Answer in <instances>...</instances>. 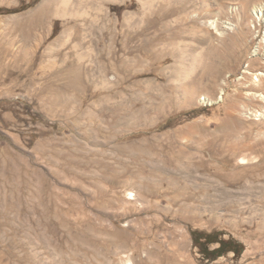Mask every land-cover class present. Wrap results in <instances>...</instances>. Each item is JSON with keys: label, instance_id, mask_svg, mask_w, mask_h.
<instances>
[{"label": "rangeland", "instance_id": "1", "mask_svg": "<svg viewBox=\"0 0 264 264\" xmlns=\"http://www.w3.org/2000/svg\"><path fill=\"white\" fill-rule=\"evenodd\" d=\"M262 6L0 0V264H264ZM213 233L240 253L206 259Z\"/></svg>", "mask_w": 264, "mask_h": 264}, {"label": "bare ground", "instance_id": "2", "mask_svg": "<svg viewBox=\"0 0 264 264\" xmlns=\"http://www.w3.org/2000/svg\"><path fill=\"white\" fill-rule=\"evenodd\" d=\"M58 1L63 7L62 8V12H64V14H65V12H67L66 11V7L70 4L71 0H58ZM111 1H117V0H111ZM228 10H229V12H231V14L235 13V14L239 15V17L237 16L238 20H239V27L244 28L246 30L244 32H247V30L249 31L250 28H252L253 20H251V21L248 20V19L246 20L245 13L243 12L242 9L238 10V8L236 6H230V7H228ZM253 15L255 16V19L257 20V22L260 21L261 18L264 17V6L259 7V8H255V10H253ZM219 20L220 19L217 18L215 20L213 19V21H209L208 22L209 28L215 33L216 37L223 38L224 36H227V37L236 36V37H238L240 39L244 38L245 33L240 32L238 30V28H237L238 26H233L232 24H230L228 22H219ZM263 52H264V37L261 39V41L258 42V44H257V46H256V48H255V50L253 51V54H252V56H255V58H260V63L263 66V70L258 72L257 74H252L248 70V68H246L244 70L242 78L248 80L249 76L252 77L250 82L249 81L245 82V83L243 82L246 86H251V85L253 86L254 85V87H255L256 85L258 86V84H261V85L263 84V86H264V58H263L264 54H263ZM180 55H181V58L182 57L185 58L186 56H188V61L191 63L192 67H195V66H198V65L202 64L201 63V61H202L201 56L202 55L200 53H196L195 54L194 52L192 53L189 50H185V52L181 53ZM188 69H190V68H188ZM186 72L187 71H184L183 74H185ZM180 89H181V87H180ZM259 89H261V88H259ZM190 90H186V88H183L184 93L188 97L192 98L196 94L193 91H190ZM222 96H223V90H220V96L218 97V100H222ZM246 97H247L248 100H257L259 102V104H260L259 111H261V112H258V111H255V110L251 111V109H246V108L243 107L242 110H244V112L242 111V113H241L244 116L243 118L253 117L254 120H256V121L257 120L264 121V92L262 91V93H259V94L247 93ZM207 102H208V100H207ZM242 160H244V158ZM125 264H135V263H134V261L132 259L131 260L129 259V260H127V262Z\"/></svg>", "mask_w": 264, "mask_h": 264}, {"label": "trees", "instance_id": "3", "mask_svg": "<svg viewBox=\"0 0 264 264\" xmlns=\"http://www.w3.org/2000/svg\"><path fill=\"white\" fill-rule=\"evenodd\" d=\"M219 244V247L214 250H209V246ZM194 245L198 247L200 253L210 260H215L218 257L224 256L229 252L239 254L241 251V244H237L233 240H222L218 234H206L194 239ZM235 247H231V246Z\"/></svg>", "mask_w": 264, "mask_h": 264}, {"label": "flooded vegetation", "instance_id": "4", "mask_svg": "<svg viewBox=\"0 0 264 264\" xmlns=\"http://www.w3.org/2000/svg\"><path fill=\"white\" fill-rule=\"evenodd\" d=\"M231 246V245H230ZM231 247H235V246H231Z\"/></svg>", "mask_w": 264, "mask_h": 264}]
</instances>
